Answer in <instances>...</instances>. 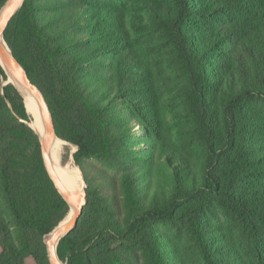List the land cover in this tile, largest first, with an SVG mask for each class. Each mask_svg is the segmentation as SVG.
Wrapping results in <instances>:
<instances>
[{"label": "trees", "instance_id": "trees-1", "mask_svg": "<svg viewBox=\"0 0 264 264\" xmlns=\"http://www.w3.org/2000/svg\"><path fill=\"white\" fill-rule=\"evenodd\" d=\"M6 1L0 0V9ZM79 2L82 5L68 3L67 12L74 14L72 24L87 28L88 33H67L69 25L59 24L66 17L34 0H24L3 39L46 101L56 136L77 148L73 159L81 167L85 160L109 154L118 140L112 135V121L106 119L108 99L118 100L116 93L130 98L129 105L141 117L150 107L151 96L145 92L152 91L146 89L150 84L147 68L131 49L124 48V25L118 13L83 8L92 6L90 1ZM173 2L176 11L167 18V28L186 69L196 119L206 144L216 132V122H222L226 136L223 155L234 157L242 188L237 193L221 190L212 152L198 185L182 156L157 147L156 162L171 168L168 203L142 207L148 189L144 191L130 175L119 181L121 201L92 189L102 204L93 210L88 201L75 228L59 241L56 253L64 264H133L138 250L148 254L153 264H166L157 239L147 238L146 226L173 219L182 205L202 194H224L237 214L264 223V0ZM195 14L221 25L210 31L204 26L202 34L191 35L186 24ZM89 42L106 53H117L111 63L103 60L102 68L108 72L110 66L111 73H96L92 81L85 73L87 59L93 55H84L79 49ZM4 81L6 74L0 66V193L6 210L0 211V264H49L44 237L65 219L68 206L45 169L39 140L27 125L30 118L23 98L11 83L2 86ZM84 182L90 186L85 177ZM86 194L91 196L87 190ZM201 225L193 218L189 222L200 255L206 264H215L207 246L211 243L201 238ZM218 246L223 257L220 264L231 259L232 264H243L234 257L230 244L221 241Z\"/></svg>", "mask_w": 264, "mask_h": 264}, {"label": "rangeland", "instance_id": "rangeland-1", "mask_svg": "<svg viewBox=\"0 0 264 264\" xmlns=\"http://www.w3.org/2000/svg\"><path fill=\"white\" fill-rule=\"evenodd\" d=\"M34 1L46 9H52L59 17H66V20L60 19L59 24L69 25L67 33L78 35L89 32L87 28L72 24L75 21L74 14L67 12L68 3L73 4L71 6L82 5L79 0ZM88 1L92 6L85 5L82 6L83 8L88 7L92 10L95 8L104 13H114V11L118 13L124 25L126 43L124 48L131 49L147 68L150 84L146 89L152 92H145L151 96L148 100L150 107L141 117L136 115L137 111L129 105L127 100H131L130 98L120 97L121 94L116 93L114 96H119L120 101L111 100L113 97L108 99L106 104L109 109L106 119L112 121V135L118 140L113 142L111 152L106 156L85 160L79 167L73 159L77 148L57 137L61 147L55 160L59 166L64 170H74L83 181L85 177L90 182L89 187L85 182L83 184L85 205L89 201L94 210V206L99 207L102 204L100 196L93 191L95 189L121 201L119 181L126 175L136 177L138 185L143 187L144 191L148 189V194L144 193L142 198V207L167 204L172 190L171 168L164 162L163 164L156 162L155 149L160 146L185 159L188 174L198 185L203 182L204 164L209 160V153L212 152L211 154L215 156L212 160L214 171L221 177V190L227 193L240 191L242 184L239 182V168L234 164V157L231 153L223 155L226 136L222 122H216V132L209 137V143L206 144L205 134L196 119L186 69L167 28V18H171L176 11L173 0ZM193 1L196 3V0ZM85 12L86 10L82 13ZM44 14L49 15L50 12ZM189 19L186 25L187 32L191 35L202 34L204 26L210 31L217 24L221 25L220 21H208L196 14ZM96 37L101 38L100 35ZM79 49L84 55H93V58L87 59L85 75H90L88 81H92L91 76L96 73H111L110 66L107 68L108 72L102 68L103 60L111 63L117 58V53L112 51L106 53L99 47H94L93 42L80 45ZM87 49H90V52ZM92 61H96L95 64H92ZM7 80L6 76V81L1 83L2 86L10 84ZM17 92L19 93L18 90ZM141 93L135 94L141 96ZM27 113L30 118L27 125L33 131L34 117L28 111ZM34 134L39 140L38 135L35 132ZM113 182L117 183L116 187H113ZM147 183L149 186L146 185ZM106 185L108 188H104ZM86 190L91 196L86 194ZM0 211L2 213L6 211L1 193ZM72 211L73 209L69 211L68 208L69 213L64 222L68 220ZM192 218L202 224L201 238L203 241L207 239L206 243H211L207 246L212 252L214 259L212 262L215 264L222 263L219 262L223 259L222 254H218L217 249L221 241L231 245L235 252L234 257L243 264H264V223L243 213L237 214L232 200L221 193L197 196L195 200L182 205L173 219L149 223L146 226L147 238L157 239V246L162 249L158 252L164 257L166 264H206L189 226ZM111 219H114V216ZM47 237L48 235L44 237V244ZM145 241L147 243V239ZM132 263L153 264L148 254L141 250H138ZM232 263L233 259L228 261V264ZM223 264L227 263L224 261Z\"/></svg>", "mask_w": 264, "mask_h": 264}, {"label": "water", "instance_id": "water-1", "mask_svg": "<svg viewBox=\"0 0 264 264\" xmlns=\"http://www.w3.org/2000/svg\"><path fill=\"white\" fill-rule=\"evenodd\" d=\"M23 2L24 0H7L3 7L0 9V66L4 70L7 77H10L15 82H17L22 88L28 90L38 101L44 126V135L42 137L38 136L42 160L45 169L48 173V176L51 179L55 189L62 197V199L66 202L69 210H74L72 220L64 225H62L64 220L61 221L52 230V232L48 234V237L45 240L49 264H64L57 256L56 247L59 241L75 228L77 220L81 215L82 208L86 203V197L84 191L77 192L67 190L55 176L49 160L50 146L53 140L57 138L51 113L42 94L37 89V87L30 81L26 72L23 70L17 60L13 57L11 51L9 50L8 46L6 45L3 39L4 30L6 29L8 23L13 18V16L21 8ZM2 43L5 45V47L2 45Z\"/></svg>", "mask_w": 264, "mask_h": 264}, {"label": "bare ground", "instance_id": "bare-ground-1", "mask_svg": "<svg viewBox=\"0 0 264 264\" xmlns=\"http://www.w3.org/2000/svg\"><path fill=\"white\" fill-rule=\"evenodd\" d=\"M2 45L5 47L3 43ZM7 81L13 84L15 88H17V90L19 91L21 97L23 98L25 108L27 109L29 114L34 117V129L32 127L31 128L38 136L42 137L44 135V126L42 122L41 111L38 101L28 90L22 88L17 82H15L10 77H8ZM60 147L61 144L59 142V139L55 138L49 149V160L52 166V170L55 176L58 178V180L67 190L81 192L83 191L84 182L80 177V175L74 170L62 169L55 160V157L60 152ZM73 215H74V210L72 211L71 215L67 218L68 220L66 222L63 221L64 223H62V225L70 222L73 218ZM54 246H55V242H54Z\"/></svg>", "mask_w": 264, "mask_h": 264}]
</instances>
